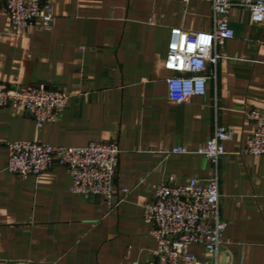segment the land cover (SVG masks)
Instances as JSON below:
<instances>
[{"label":"crops","instance_id":"0c3cea01","mask_svg":"<svg viewBox=\"0 0 264 264\" xmlns=\"http://www.w3.org/2000/svg\"><path fill=\"white\" fill-rule=\"evenodd\" d=\"M51 7L50 28L13 34L0 0V81L49 82L71 93L59 118L42 127L20 110L0 108V264H147L155 249L143 219L151 186L208 176L212 164L194 151L216 124L235 132L218 164L225 263L264 264V156L240 153L255 130L243 111L264 112L262 29L250 12L231 9L235 36L218 47L206 94L176 104L168 100L164 68L170 30L210 31L207 0H51ZM17 140L116 142L123 153L115 184L128 190L125 200L108 210L101 198L71 193L63 167L37 177L8 172L7 144ZM173 146L192 152H163Z\"/></svg>","mask_w":264,"mask_h":264},{"label":"built area","instance_id":"2783aa9c","mask_svg":"<svg viewBox=\"0 0 264 264\" xmlns=\"http://www.w3.org/2000/svg\"><path fill=\"white\" fill-rule=\"evenodd\" d=\"M212 10L210 31L170 30L164 68L168 100L187 103L204 96L208 81L215 79L221 55L218 47L235 36L230 26L234 6L250 12L252 22L262 29L264 44V0H207ZM13 34L36 24L50 28L54 21L51 0H3ZM187 6L190 0H181ZM149 23H153L150 19ZM71 97L49 82L11 84L0 81V108L20 110L33 118L38 127L55 122ZM244 118L255 125L245 137L240 153L264 156V112L251 108ZM233 129L216 124L205 144L194 151L213 166L206 177L192 176L184 182L170 177L151 186L152 199L143 207V219L149 225L155 249L147 264H226L224 233L227 222L220 216L219 169L226 154L224 143L234 138ZM5 169L19 177L39 176L42 172L63 167L70 174V192L86 199L101 198L108 210L117 208L128 190L118 188L115 178L123 150L116 142L90 141L85 146H53L41 141L17 140L7 144ZM166 154L191 153L185 146L163 150ZM193 247L209 256L201 259ZM15 264H38L17 261Z\"/></svg>","mask_w":264,"mask_h":264}]
</instances>
